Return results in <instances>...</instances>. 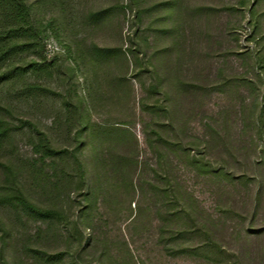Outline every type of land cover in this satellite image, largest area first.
Listing matches in <instances>:
<instances>
[{"label":"rangeland","instance_id":"obj_1","mask_svg":"<svg viewBox=\"0 0 264 264\" xmlns=\"http://www.w3.org/2000/svg\"><path fill=\"white\" fill-rule=\"evenodd\" d=\"M25 4L0 63V264H264V0Z\"/></svg>","mask_w":264,"mask_h":264},{"label":"trees","instance_id":"obj_2","mask_svg":"<svg viewBox=\"0 0 264 264\" xmlns=\"http://www.w3.org/2000/svg\"><path fill=\"white\" fill-rule=\"evenodd\" d=\"M0 10H2L3 13H5V15H8L10 18H12L14 24L16 25L14 27L8 28L3 33H0V63H1L2 61H4V58H6L10 52L20 50L18 43L12 42L11 44H8L7 40L14 41L15 39L21 36H25V35L31 36L32 33H30L31 28L28 25V15H27L25 0H0ZM105 51L108 52L109 50H105ZM157 90H158L157 85H151L149 91L154 93ZM0 131H2L1 126H0ZM36 148L38 151H40V153H42L43 158H49V159L63 155L64 152V151L60 152L54 150L50 145L46 135L42 133L40 134L39 143ZM75 163L79 171H81L80 172L81 175H83L84 172L82 171L81 165L78 163L77 160H75ZM22 209L28 215L42 221L55 219L59 216V213L56 210L39 209L28 203H24Z\"/></svg>","mask_w":264,"mask_h":264}]
</instances>
